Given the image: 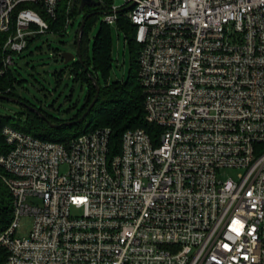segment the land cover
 <instances>
[{
	"label": "built area",
	"instance_id": "built-area-1",
	"mask_svg": "<svg viewBox=\"0 0 264 264\" xmlns=\"http://www.w3.org/2000/svg\"><path fill=\"white\" fill-rule=\"evenodd\" d=\"M94 1L106 25L136 28L154 129L117 147L110 128L59 144L5 127L0 264H264V0ZM63 4L65 35L81 0H0L1 75L56 35Z\"/></svg>",
	"mask_w": 264,
	"mask_h": 264
},
{
	"label": "trees",
	"instance_id": "trees-1",
	"mask_svg": "<svg viewBox=\"0 0 264 264\" xmlns=\"http://www.w3.org/2000/svg\"><path fill=\"white\" fill-rule=\"evenodd\" d=\"M110 4H112V2L111 0H108L107 6ZM78 12L79 10L75 11L73 16ZM91 12L92 10L88 9V15ZM67 18L66 6L63 4L57 22L51 24V30L56 36H64L63 33ZM94 19L95 17L88 20L83 32L81 41L82 61L78 60L73 62L70 70L74 81H80L83 85L88 87V96L84 106L78 110L75 117L67 120L53 119V117L47 115L44 109L38 110L37 114H31L30 123L27 126H22V124L16 123L10 118L2 119L0 121V155L7 151L5 139L2 135L3 129L7 126L40 140L59 144H67L84 134L92 133L103 128H110L113 131L112 139L117 147L120 146L122 137L127 130L143 129L151 134L154 127L146 122L145 94L143 87L138 80V57L140 46L136 41V28L133 27L130 21L125 17H121L118 21L119 27L126 33V42L130 45L133 52L132 68L127 82H117L113 89L110 87L105 88L101 86L100 78L101 75L105 78L107 77L113 63L111 29L108 25L107 27L103 26L98 33L95 40L94 55L91 58L87 34L88 28ZM38 38H40V36L29 42L27 50L31 48L33 42L38 40ZM5 40L6 35L0 33V72L3 68L2 48ZM33 54V51H30L29 54L25 56L24 54L18 55L16 56L15 61ZM62 62L64 63L63 58ZM16 65L17 64H15V66ZM15 66L9 69L5 75L0 74V92L5 94L4 96L10 98H17L16 87L23 82L20 81L19 76L21 74L19 69L15 68ZM68 67H70V64L65 66V68ZM65 68L60 71V73L55 72V74L62 78L63 73L66 71ZM95 81H97L101 88L100 99L94 109L88 114L87 118L81 123L54 128L39 114H44L47 120L55 125L79 120L95 98L97 92ZM13 211L12 195L2 181H0V232L6 230L10 225Z\"/></svg>",
	"mask_w": 264,
	"mask_h": 264
},
{
	"label": "rangeland",
	"instance_id": "rangeland-1",
	"mask_svg": "<svg viewBox=\"0 0 264 264\" xmlns=\"http://www.w3.org/2000/svg\"><path fill=\"white\" fill-rule=\"evenodd\" d=\"M118 7L124 6V0H111ZM88 9L83 14L72 16L73 25L64 36L46 34L40 36L33 42L31 48L24 52V56L33 51V55L17 59L15 68L19 69L21 85H17L16 93L18 103L0 100V121L10 118L16 123L27 126L30 123L31 114H37L38 110L44 109L48 116L53 119H71L75 117L87 99L88 87L80 81H74L71 76V67L65 68L62 62L63 53H73L77 55L76 38L79 27L88 14ZM105 15L95 17L88 28L87 39L89 40V53L91 58L94 55L95 40L103 26H106ZM111 29L113 44V63L107 77L101 75L100 83L102 87L114 88L117 82H127L132 68L133 52L126 42L125 31L119 27L118 23L108 26ZM79 57L77 56L78 61ZM63 77H59L55 72L64 70ZM101 95V93H100ZM105 97V96H104ZM100 99V97H99ZM44 115V114H43ZM46 117V116H45ZM46 121V120H45ZM66 169L63 170L65 172ZM241 171L224 170L220 174V179L228 181L238 180ZM33 219L24 217L20 220V228L17 235L25 237L29 234Z\"/></svg>",
	"mask_w": 264,
	"mask_h": 264
},
{
	"label": "water",
	"instance_id": "water-1",
	"mask_svg": "<svg viewBox=\"0 0 264 264\" xmlns=\"http://www.w3.org/2000/svg\"><path fill=\"white\" fill-rule=\"evenodd\" d=\"M101 7H102V4L99 3V2H96L94 0H81V6H80L78 14H80V15L83 14V12H84V10L86 8H92L93 9V8H101ZM130 9H131V7L127 8V9H124L122 11H119V13H122L124 11H128ZM105 14H107V13L99 10V12L90 13L89 15H87L84 18V20L82 21V23H81V25L79 27L78 34H77V39H76L77 55H75L73 53H63L62 54V58L64 59L65 65H69L70 63L75 62V60L77 59V56L79 57L78 60L82 61L81 41H82L83 32H84V29H85V27L87 25V22H88V20H90L93 17H97V16H101V15H105ZM95 85H96V90H97L95 98L92 101V103L90 104V106L88 107L87 111L83 114V116L79 120L73 121V122H67V123H64V124H61V125H55V124H52L50 121H48L47 118L45 117V115H43L42 113H39V114L41 115V117L44 120H46L54 128H57V127H60V126L76 125V124L81 123L82 121H84L87 118L88 114L94 109V107L96 106V104L99 101L101 88L98 85L97 81H95ZM0 100H5V101H11V102H14V103H18L17 99L10 98V97L4 96V95H0Z\"/></svg>",
	"mask_w": 264,
	"mask_h": 264
},
{
	"label": "flooded vegetation",
	"instance_id": "flooded-vegetation-1",
	"mask_svg": "<svg viewBox=\"0 0 264 264\" xmlns=\"http://www.w3.org/2000/svg\"><path fill=\"white\" fill-rule=\"evenodd\" d=\"M86 10V9H85ZM92 10V12L91 13H96V12H99V10L97 9V8H93V9H91ZM88 11V10H87ZM88 14H86V16H87Z\"/></svg>",
	"mask_w": 264,
	"mask_h": 264
}]
</instances>
